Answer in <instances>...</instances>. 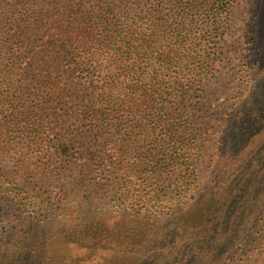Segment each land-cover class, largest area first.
<instances>
[{"label": "trees", "instance_id": "trees-1", "mask_svg": "<svg viewBox=\"0 0 264 264\" xmlns=\"http://www.w3.org/2000/svg\"><path fill=\"white\" fill-rule=\"evenodd\" d=\"M234 4L0 0V201L8 203L11 187L44 188L52 195L37 206L55 212L57 204L64 215L15 216L20 228L7 231L0 264H79L106 252L119 258L112 264L264 263V0H251L246 22L257 35L251 87L224 114L241 132L228 165L242 164L245 174L231 181L218 213L200 223L180 218L207 201L206 189L188 201L198 139L184 117L224 63ZM116 165L124 177H112ZM138 165L172 195H145L131 181ZM91 168L102 175L96 186L110 182L121 211L104 212L87 185L84 202L70 199L76 175L85 180Z\"/></svg>", "mask_w": 264, "mask_h": 264}, {"label": "rangeland", "instance_id": "rangeland-1", "mask_svg": "<svg viewBox=\"0 0 264 264\" xmlns=\"http://www.w3.org/2000/svg\"><path fill=\"white\" fill-rule=\"evenodd\" d=\"M251 0H235V4L231 10L227 26L225 28V43L224 52L225 60L224 63L217 66L213 72V75L204 82V92L200 99L188 103V107L185 112V119L190 123L192 131L195 133L198 139L197 150L195 151V159L192 161L194 172L185 175L188 183L193 184V189L188 194V201L192 202L199 192L206 189L208 195L205 204L196 203L195 205L188 208L187 211L180 214V218L186 222L200 223L204 220L208 214L213 212L218 213L220 211V205L230 193V183L233 179H239L244 176L242 175L243 167L239 164L237 167L228 165V158L232 147L235 143L241 139V132L235 127L231 129L229 124V117L225 116V112L231 110L234 103L244 97L251 87V80L254 77L255 63L254 61L258 58L256 55V43L255 36L256 32L253 26L246 27V22L250 20L249 7ZM116 132H114L115 135ZM113 134V133H112ZM114 137V136H113ZM116 148H121L124 143L116 140ZM142 147L140 146V149ZM140 149L138 150L140 152ZM18 147L15 148V151ZM124 159V156L121 157ZM128 158H131L128 156ZM133 157L130 159V163L133 161ZM243 160V158H242ZM244 161V160H243ZM11 166V164H9ZM116 171L112 172V177H124L122 173H119V169L114 166ZM144 166H134L135 176L131 181L137 184H143L141 188L145 195H153L158 198H165V196L172 195L169 190L158 181L146 177V170ZM10 169H13L10 167ZM14 173V172H12ZM76 187L75 193L70 195V199L76 198V202L85 201V193L82 187L87 185L90 191L93 192L95 205L102 204V210L113 215L118 211H121L118 206L113 202L115 191L109 187V181H101L99 186H96L97 176L102 178L98 172L87 171L85 180L81 176L76 175ZM96 177V179H94ZM145 178L146 180L142 179ZM190 177V179H187ZM52 177H48L44 180L45 183L51 182ZM68 180L63 179L64 184H67ZM122 180L121 182H123ZM44 182L43 185L45 184ZM46 189H51L49 185L45 186ZM137 185L135 186V188ZM13 195L9 196L7 204H1L0 201V250L5 249V240L7 231L14 230V226L19 223L17 217H28L32 220H42L49 222L52 217L60 219L64 217L61 208L56 204L54 207L55 212L48 207L42 208L39 204L40 197L48 198L49 194L42 188L39 192H33L24 189L21 185L17 187H11ZM181 191V190H180ZM138 193V192H134ZM183 193V192H181ZM15 195V199L12 197ZM54 195V194H53ZM67 200L68 197H67ZM78 206L80 204H77ZM85 206V205H84ZM169 203L164 202L163 212L164 215L169 212ZM20 209L21 211H19ZM207 212V213H206ZM17 216V217H15ZM179 216V215H178ZM260 218V217H259ZM220 220V219H219ZM260 219H258V222ZM162 222V221H160ZM221 222V221H220ZM219 222V225H220ZM20 228V225L17 226ZM170 229L169 227H167ZM245 241V237L241 235V241L236 243L233 255L240 252L241 245ZM183 243V242H181ZM67 243H62L61 247L64 250V246ZM69 245V243H68ZM60 245H54L52 252H57ZM71 254H81L74 245H69ZM169 250V249H168ZM254 251H257L255 249ZM256 253V252H255ZM65 256V255H63ZM61 256L62 259L66 258ZM251 258H259L258 256H252ZM119 259V258H118ZM118 259L110 257V253L106 252L102 255L95 256L92 259H82L79 264H112L114 261L117 263ZM109 260V262H108ZM66 262L68 260L66 259ZM64 264V263H57ZM67 264H70L68 262ZM251 264H264L263 261L255 260Z\"/></svg>", "mask_w": 264, "mask_h": 264}]
</instances>
